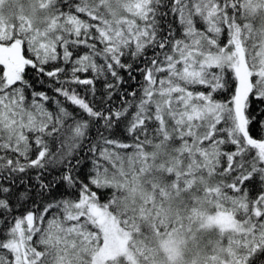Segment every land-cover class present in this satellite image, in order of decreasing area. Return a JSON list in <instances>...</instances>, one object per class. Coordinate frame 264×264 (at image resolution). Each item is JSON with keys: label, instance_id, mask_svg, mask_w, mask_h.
<instances>
[{"label": "snow or ice", "instance_id": "6c2138e0", "mask_svg": "<svg viewBox=\"0 0 264 264\" xmlns=\"http://www.w3.org/2000/svg\"><path fill=\"white\" fill-rule=\"evenodd\" d=\"M13 2L0 264H178L197 225L264 264V0Z\"/></svg>", "mask_w": 264, "mask_h": 264}, {"label": "trees", "instance_id": "16d2710c", "mask_svg": "<svg viewBox=\"0 0 264 264\" xmlns=\"http://www.w3.org/2000/svg\"><path fill=\"white\" fill-rule=\"evenodd\" d=\"M4 15L5 17L19 16V15L31 16V7L29 0H14L13 3L5 6ZM97 87L99 88L100 86L98 85ZM169 204L171 205L172 211L174 213L177 207L176 202L170 201ZM198 227L199 226L197 225L193 229V234L188 235L186 240L192 238L193 235H195L196 237L199 234L195 239H200L201 241H205V243H201L200 246L198 245L193 247L192 250L197 252L200 249L199 251L200 253L204 252V250H206L209 253H213V251L217 248L216 244H218V242H216L218 240L216 233L211 229L205 231H197ZM214 234L215 236H212ZM181 237L184 238L185 240L184 236ZM159 240L160 238H155L152 242V251L150 255L155 257L154 259L155 263L153 262V264H158V262L161 260L163 261L165 256V253H162L157 249ZM196 252L194 254H196Z\"/></svg>", "mask_w": 264, "mask_h": 264}, {"label": "rangeland", "instance_id": "374dc122", "mask_svg": "<svg viewBox=\"0 0 264 264\" xmlns=\"http://www.w3.org/2000/svg\"><path fill=\"white\" fill-rule=\"evenodd\" d=\"M212 236H215V234ZM180 239L184 241V238L180 237ZM201 243H205V241H201L200 239H193V238H190L186 240V242L181 243L177 252L178 264H210L209 256L213 253H209L204 249H203L204 252L201 253L199 252L200 249L197 252L192 250L193 247L198 245L200 246ZM216 246L217 248L215 249V251L219 252V245L216 244ZM157 249L158 251L165 253L163 261L162 260L159 261L158 264H171V262L168 259L169 253L165 251L164 248L161 246V240L158 241ZM195 252L196 254H194Z\"/></svg>", "mask_w": 264, "mask_h": 264}]
</instances>
